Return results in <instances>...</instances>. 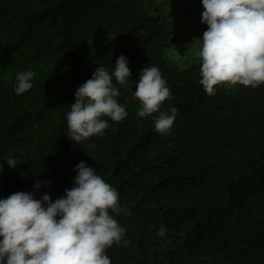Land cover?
Returning a JSON list of instances; mask_svg holds the SVG:
<instances>
[{"label":"trees","instance_id":"16d2710c","mask_svg":"<svg viewBox=\"0 0 264 264\" xmlns=\"http://www.w3.org/2000/svg\"><path fill=\"white\" fill-rule=\"evenodd\" d=\"M159 2L0 0V198L55 200L85 161L120 192L111 214L126 233L106 249L111 264H264V84L207 94L200 57L182 45L183 16ZM120 55L133 91L142 68H160L171 89L162 110L179 109L172 132L155 131L158 113L138 117V98L121 88L129 115L105 117V134L76 146L66 119L74 93ZM27 70L33 86L18 95ZM37 180L50 183L35 190Z\"/></svg>","mask_w":264,"mask_h":264},{"label":"clouds","instance_id":"9594fccd","mask_svg":"<svg viewBox=\"0 0 264 264\" xmlns=\"http://www.w3.org/2000/svg\"><path fill=\"white\" fill-rule=\"evenodd\" d=\"M201 4V22L208 27L198 38L202 42L198 56L200 84L206 93L215 95L217 86L225 84L253 88L264 84V0H201ZM128 65L127 57L120 55L114 69L99 65L76 89L75 102L66 115L68 138L74 145L104 135L110 127L105 117L119 122L129 115L118 100L121 88L138 98V117L158 113L155 131L172 132L179 109L162 110L171 89L160 68H142L133 91ZM34 76L32 70L18 72L16 94L29 91ZM6 163L10 168L17 166L15 158ZM73 171V186L55 200L48 192L36 198L34 191L0 198V264H111L106 249L126 233L111 214L120 212V192L85 161ZM48 183L37 180L34 189ZM167 232L161 225L156 234L164 237Z\"/></svg>","mask_w":264,"mask_h":264},{"label":"rangeland","instance_id":"374dc122","mask_svg":"<svg viewBox=\"0 0 264 264\" xmlns=\"http://www.w3.org/2000/svg\"><path fill=\"white\" fill-rule=\"evenodd\" d=\"M178 2H181V0H160V2L157 3V9L162 8V11L168 9L170 12V11H173V7H171V6L175 3L177 5ZM183 3H184V0L182 1L181 6ZM189 8L190 7H188V6L184 7V9L179 8L181 10L180 11L181 13H183V10L185 11L184 14L182 15L184 22L182 19L178 23L180 26V29H181V31H180L181 35H182L181 41H182V44H184V45L186 43L190 44L191 41L195 38L196 34L203 30L202 25H199V23H198L197 14L194 11H192V8L190 10H188ZM201 11H203V9H201ZM189 21H194V24L191 27H189L187 24H185V22H189ZM225 85L230 86V87L233 86V85H227V84H225Z\"/></svg>","mask_w":264,"mask_h":264},{"label":"crops","instance_id":"0c3cea01","mask_svg":"<svg viewBox=\"0 0 264 264\" xmlns=\"http://www.w3.org/2000/svg\"><path fill=\"white\" fill-rule=\"evenodd\" d=\"M183 0H181V2H178V4L176 5L173 4L171 7H173V12L174 14V18H178V15H183L184 14V10L183 13H181L179 8H183L184 7H190L188 10H190L192 8V11H194L197 14L198 17V23L199 25H202L203 30L207 29V25L201 22V9H203L202 4H201V0H184V3L181 6ZM179 9V10H178ZM165 13H169V10H164ZM199 13V14H198ZM184 21V20H183ZM185 24H187L189 27H191L194 24V21H189V22H185ZM191 24V25H190ZM202 31H200L199 33L196 34L195 38L191 41L190 44L186 43L185 45L182 44L183 46H185V48L192 53V55L198 56V52L201 48L202 42L198 39V38H202Z\"/></svg>","mask_w":264,"mask_h":264}]
</instances>
